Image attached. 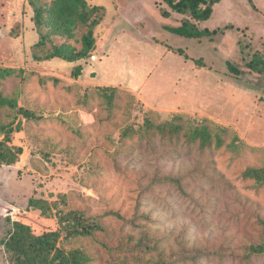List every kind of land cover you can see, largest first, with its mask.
Here are the masks:
<instances>
[{"label":"rangeland","instance_id":"374dc122","mask_svg":"<svg viewBox=\"0 0 264 264\" xmlns=\"http://www.w3.org/2000/svg\"><path fill=\"white\" fill-rule=\"evenodd\" d=\"M85 2L101 21L68 62L51 55L82 50L85 7L0 0V150L16 159L0 164V264L17 211L85 264H264V184L245 176L264 170V75L247 69L264 56V0H223L205 22L164 0ZM186 22L218 34L171 32ZM79 217L95 230L70 237Z\"/></svg>","mask_w":264,"mask_h":264},{"label":"trees","instance_id":"16d2710c","mask_svg":"<svg viewBox=\"0 0 264 264\" xmlns=\"http://www.w3.org/2000/svg\"><path fill=\"white\" fill-rule=\"evenodd\" d=\"M170 10L176 14L188 17L190 20L195 22H205L212 14L213 7L218 5L223 0H164ZM85 7L86 14L80 15L81 24L87 27V32L81 38L82 50L79 52H62L61 49H55L51 57L62 58L68 62H74L83 59L87 52L93 47L92 30L101 21V8L100 7H89L85 0H71ZM75 3V4H76ZM29 5L33 7L34 0H29ZM45 10L43 7L34 6V23L39 29L45 23ZM51 17V16H50ZM192 25V24H191ZM190 23L186 22L182 26L177 28H171V32L178 37L185 39H206L207 41L212 40L214 36L218 34L216 31L195 30ZM43 36L41 40L35 45L39 47L43 44ZM66 53V54H65ZM247 69L258 75H264V56L254 54L247 63ZM226 70L230 76L238 79L242 72L232 67L230 64L226 65ZM80 74V68H77L73 77H78ZM194 136L198 137L201 145L206 146L210 142V132L206 126L195 128ZM221 143L218 139V145ZM3 147L0 144V149ZM8 149V148H6ZM17 154H21V149H17ZM5 152V151H4ZM0 150V164L11 166L15 163L16 159L9 150L6 153ZM245 176L253 178L259 185L264 184V170H248ZM29 207H35L41 211V216L50 210L49 204L43 200L30 199L28 203ZM9 211V210H8ZM14 217H10V214L6 216L7 221L11 224L12 230L8 234V237L3 242L5 252L9 255V264H85L86 259L82 252L75 250L70 252H64L57 247L59 239V233L53 230L41 229L40 231L35 230L30 224L25 222V213L19 211L15 212ZM62 218V217H61ZM81 218H77L78 225L71 227L68 230V235L72 236H83L88 235L91 231H94V226L83 225L80 223ZM63 223L62 219L59 221ZM98 229V228H97ZM264 249V246H260L259 250ZM263 251V250H262Z\"/></svg>","mask_w":264,"mask_h":264}]
</instances>
